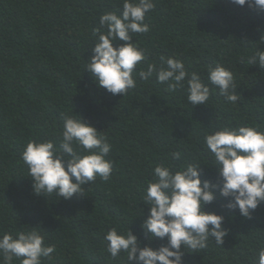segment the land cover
<instances>
[{"label": "trees", "instance_id": "16d2710c", "mask_svg": "<svg viewBox=\"0 0 264 264\" xmlns=\"http://www.w3.org/2000/svg\"><path fill=\"white\" fill-rule=\"evenodd\" d=\"M154 3L145 18L150 30L134 36L148 57L141 66L159 68L162 56L182 60L209 85L207 105L193 107L186 87L169 92L155 76H135L137 86L126 96L97 86L86 71L97 41L93 32L102 14L122 11L123 0H0V235L36 228L56 249L42 264H128L125 253L113 259L106 251L104 237L113 227L130 229L141 247L166 244L146 237L141 227L150 210L143 195L155 166L178 170L197 163L202 180L219 184L205 135L237 125L264 131V69L247 62L258 47L264 51V12L231 0ZM217 64L234 75V104L207 79L209 66ZM76 113L112 144L113 176L108 182L97 177L71 199L37 195L22 152L30 140L58 145L63 116ZM172 152L182 158L172 159ZM228 202L217 189L216 200L205 206L225 217L224 245L209 239L198 253L186 249L184 264H257L264 247V202L249 218L227 209Z\"/></svg>", "mask_w": 264, "mask_h": 264}, {"label": "clouds", "instance_id": "9594fccd", "mask_svg": "<svg viewBox=\"0 0 264 264\" xmlns=\"http://www.w3.org/2000/svg\"><path fill=\"white\" fill-rule=\"evenodd\" d=\"M231 3L247 4L264 12V0ZM154 8V0H123L119 14H102L99 27L93 32L97 41L91 48L93 55L87 60L86 71L98 87L113 95L126 96L136 88L137 75L144 81L155 76L157 82L167 85L169 92L186 87L187 101L193 107L207 105L211 96L209 85L198 73H189L182 60L162 56L159 68L153 63L146 70L141 66L148 57L134 36L150 30L145 18ZM114 41L123 43L115 47ZM247 62L264 69V51L258 47ZM207 79L227 102L238 101L231 70L221 64L209 66ZM102 132L76 113L63 116L62 140L58 145L52 140H30L22 160L34 181L35 194L71 199L84 194V186L94 183L97 177L108 182L114 171L113 162L108 159L112 144ZM204 144L214 158L220 183L202 180V165L197 163H185L178 170L164 164L155 166L153 179L143 195L150 210L141 227L146 237L167 242L155 249L141 247L142 242L130 229L123 233L113 227L104 237L106 251L113 259L125 253L128 264H184L186 249L198 253L208 247L209 239L218 246L224 245L228 234L225 217L205 211V206L216 200L217 189L220 196L229 200L225 207L233 212L238 209L245 218L264 202V131L246 125L226 126L206 134ZM170 156L180 160L182 153L172 152ZM35 229L17 232L15 236L0 235V264H12L14 258L20 264H42V258H51L55 246L46 244L45 236ZM257 264H264V247L259 249Z\"/></svg>", "mask_w": 264, "mask_h": 264}]
</instances>
